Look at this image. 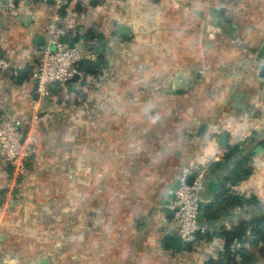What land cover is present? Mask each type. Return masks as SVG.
Masks as SVG:
<instances>
[{
    "label": "crops",
    "instance_id": "1",
    "mask_svg": "<svg viewBox=\"0 0 264 264\" xmlns=\"http://www.w3.org/2000/svg\"><path fill=\"white\" fill-rule=\"evenodd\" d=\"M178 1L190 11L168 0H117L92 18L100 74L88 76L76 109L73 90L71 107L38 130L22 197L0 173V207L7 202L0 264H227L222 233L239 227L244 236L228 248L234 262L249 251L258 258L252 264H264L261 243L250 245L264 220V80L255 70L264 62V0ZM75 14L68 15L70 34L90 17L77 7ZM48 15L37 0L18 3L0 33L5 57L21 68L0 71V110L24 122ZM204 19L221 30L213 41L203 35ZM235 38L239 45L230 43ZM234 146L228 163L211 167ZM238 162L249 174L232 183ZM197 164H210L199 223L212 233L189 249L162 246L172 234L165 205L176 176Z\"/></svg>",
    "mask_w": 264,
    "mask_h": 264
},
{
    "label": "built area",
    "instance_id": "2",
    "mask_svg": "<svg viewBox=\"0 0 264 264\" xmlns=\"http://www.w3.org/2000/svg\"><path fill=\"white\" fill-rule=\"evenodd\" d=\"M34 0H0V33L8 16L15 11L21 2L31 3ZM42 8L48 10L44 29V42L40 48L37 64L30 70L29 77L33 81L34 93L37 100L33 101L28 111L27 120L8 117L0 110V173L7 174L10 179L11 191L16 198L22 197L23 178L26 173V163L36 156L37 133L41 127L51 124L60 107L71 98L73 90H85L89 80L82 69L84 59L98 61L99 55L95 43L82 39L73 40L75 34H70L67 21L68 15H76V7L85 15H90L86 25L81 30L82 35L93 27L97 11L106 12L117 0H37ZM172 9L190 11L187 3L178 0H168ZM213 0H207L211 6ZM66 14L67 18L63 16ZM201 30L206 40L213 41L219 34L220 28L209 19L201 22ZM231 44L239 45V39L230 40ZM242 53L247 50L240 46ZM255 58V55H254ZM264 62L256 64L259 71ZM21 70L12 66L4 55L0 45V71ZM198 73L206 74V67ZM77 77L76 81L73 78ZM262 80L264 78L261 77ZM59 100V104L56 101ZM240 142V141H239ZM243 142V140H241ZM210 164L184 165L180 168L172 191V197L165 209L172 211L171 232L177 236L181 246L193 244L199 235L211 234L212 231L199 223L202 192L209 174ZM191 178L189 183L187 180ZM8 195L5 197L7 201ZM5 202L0 207V224L3 221ZM171 234V233H170ZM224 245V243H222Z\"/></svg>",
    "mask_w": 264,
    "mask_h": 264
},
{
    "label": "trees",
    "instance_id": "3",
    "mask_svg": "<svg viewBox=\"0 0 264 264\" xmlns=\"http://www.w3.org/2000/svg\"><path fill=\"white\" fill-rule=\"evenodd\" d=\"M74 37L75 38L73 40L82 39L85 42H89L90 40L95 39L96 35H94V29L93 30L89 29L86 31V33L84 35H82L79 32H75ZM95 50L99 55V58L97 61L99 69L95 73L89 74V75L97 76L98 74H100V71H99L100 66H102L104 64V58H103L101 52L98 50V47H95ZM75 92L82 94V92L80 90L75 89ZM78 98L76 100H78ZM73 100H74V102L76 101L75 98H73ZM235 152H237L236 146H234L233 148H227V155L224 157L225 159L223 160V163L222 164H215V165L213 164V165H211V167L215 166V167L219 168L222 165H224L225 163H228L229 157L233 156ZM240 166H241V163L238 162L231 167V173H230L228 180L231 181L232 183H236V182L243 180V179H246L248 177L249 170L248 169L243 170V169H241ZM220 204L221 203L219 202L218 204L216 203V204L210 205L209 208L212 209V208L219 207ZM205 216H206V214H205ZM245 229H246L245 227H239V228H234L232 231H225L222 233V239L224 241V247L223 248H224V252H225L226 257H227L226 258L227 264H231V263L236 264L234 262L235 261L234 256H231L229 254V250H228L229 244L231 243L232 240H240L245 234ZM252 231H254V233H252L253 234L252 235L253 240L251 241L250 245L251 246H257L258 243H261V247L257 248L256 253H258L259 257L264 258V220L256 221V226L252 229ZM183 247H184V249H189L190 244L184 245ZM257 259H258L257 256L255 257L254 254L250 253L249 251H246L245 253H242L239 264H252V263H255Z\"/></svg>",
    "mask_w": 264,
    "mask_h": 264
},
{
    "label": "water",
    "instance_id": "4",
    "mask_svg": "<svg viewBox=\"0 0 264 264\" xmlns=\"http://www.w3.org/2000/svg\"><path fill=\"white\" fill-rule=\"evenodd\" d=\"M48 3H51V0H47ZM119 33L120 34H123V35H126L128 34V28L126 27H121L119 30ZM97 62L94 61V60H90V59H84L83 62H82V69L84 72H86L87 74H93L97 71ZM24 75V72H19L18 73V76L21 78L22 76ZM260 77L264 78V66L261 67L260 69V73H259ZM77 80V77H74L73 78V81H76ZM243 98L242 95L240 96H236L234 98V100L237 102V103H240L241 102V99ZM34 99L37 100V94L34 93ZM59 100L56 101L57 104H59ZM205 130V126L202 125L199 127L198 131H197V134L198 135H202L203 132ZM225 139L224 136H221L220 137V142L223 143V140ZM189 183L191 182V178H188L187 180ZM170 214L173 215V212L170 211ZM162 246H165V247H170V248H177L178 245L180 244L179 243V240L177 238V236L173 235V234H165L163 237H162V242H161ZM40 264H44V260H41L40 261Z\"/></svg>",
    "mask_w": 264,
    "mask_h": 264
},
{
    "label": "rangeland",
    "instance_id": "5",
    "mask_svg": "<svg viewBox=\"0 0 264 264\" xmlns=\"http://www.w3.org/2000/svg\"><path fill=\"white\" fill-rule=\"evenodd\" d=\"M88 89V88H87ZM89 90V89H88ZM85 92H86V89L84 90ZM83 91V92H84ZM78 97H80V98H82L81 97V94H79V93H77V92H75V95H74V98H75V100L78 98ZM78 100H79V98H78ZM78 100H76L74 103H71L72 104V107L74 106V109H76V107L79 105L78 103ZM71 106H69V105H67V104H65L64 106H62V107H60L59 108V110H58V112H57V114H56V116L54 117V118H61L64 114H62V115H60L59 116V114H61V112L62 111H64L65 109H69ZM74 112H76V111H74ZM53 118V119H54ZM61 121H62V119H60V120H58V122L61 124ZM60 127V126H59ZM74 128H76V127H74ZM61 134V133H60ZM59 137H61V135L59 136ZM74 137L76 138V134L74 135ZM27 196H28V194H27ZM28 197H26V195L24 196V198H23V202H25V203H27V201H28Z\"/></svg>",
    "mask_w": 264,
    "mask_h": 264
}]
</instances>
